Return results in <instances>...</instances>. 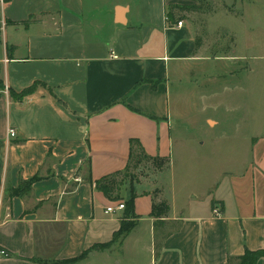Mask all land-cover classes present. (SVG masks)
<instances>
[{
	"label": "crops",
	"instance_id": "0c3cea01",
	"mask_svg": "<svg viewBox=\"0 0 264 264\" xmlns=\"http://www.w3.org/2000/svg\"><path fill=\"white\" fill-rule=\"evenodd\" d=\"M236 1L235 14L228 0H0V264H56L110 242L127 219L116 209L123 200L107 198L95 181L125 168L131 139L164 160L157 181H175L165 174L174 138H182L173 122L223 123L224 152L243 155L219 172L203 210L195 194L180 210L165 194L158 201L167 214L150 216L154 197L141 191L134 227L68 264H96L129 244L151 252L148 263L129 264H225L264 247V122L242 118L241 128L238 116L205 114L229 106L224 90L254 70L235 53L255 46L254 30L242 39L224 22L211 23L238 16L246 26L244 0ZM187 5L213 11L208 28L231 35L228 52H207L193 25L178 18L189 11L177 7Z\"/></svg>",
	"mask_w": 264,
	"mask_h": 264
},
{
	"label": "rangeland",
	"instance_id": "374dc122",
	"mask_svg": "<svg viewBox=\"0 0 264 264\" xmlns=\"http://www.w3.org/2000/svg\"><path fill=\"white\" fill-rule=\"evenodd\" d=\"M228 1L233 3H228L230 12L236 14L237 11L241 10V6L237 5L236 0L235 2L234 0ZM243 7L246 10V17L244 18V25L246 26L240 25L241 22H239L238 16H216L211 19V23L224 22L225 27L232 29L237 37L241 36L242 39L244 38L243 30H254L251 36L254 38L255 46L247 47V45L242 44L235 51L236 55L245 53V56H247L237 62L245 64L247 68L251 66L254 70L251 74L247 73L248 75L238 74L234 81L236 85L234 83L228 85L230 92L224 90L223 93L230 98L229 106H221L217 112L205 113L218 114L216 116L223 119L227 115L238 116L240 119L236 124L240 125L241 128L244 125L242 118L248 121L250 118L255 117V120L264 122V0H244ZM179 12H177L179 14L178 18L193 25L196 37L200 42L206 44L209 54H221L230 50L231 35L226 34L225 28L213 32L208 28L209 17L207 16L213 14L211 9L203 6L200 10ZM217 99L219 103L220 98L217 97ZM250 124L252 125L251 121ZM225 128L223 123L215 128H207L201 121L182 123V125L173 122V133L182 135V138H174L172 172L169 173L170 171L167 170L165 174L168 178V175L171 174V178L175 181H162L161 184L157 181L158 174L155 175L159 172L157 168L150 171L141 169L138 165L130 170L133 176L132 182L130 181L131 177L125 178V182L119 190L121 198L127 199L131 191L134 193L147 191L153 195L155 200L153 202L160 204L161 201H158V199L168 194L169 202L176 210H180L185 206L187 195L195 194L196 197L192 199V202L196 205L198 211L203 210L208 193L210 191L215 192L216 184L222 182L216 180L219 172L227 165H234L231 158L243 155L241 149L237 152H224L225 145L223 144V138L220 136ZM138 184L140 185L138 186ZM165 189L167 193H165ZM150 256V249L139 247L136 250L131 248L129 244L123 250L116 248L107 256H100L98 262H96L97 258L94 260L96 264H117L119 261L121 264H129L132 260L135 263H148ZM89 264H93V262Z\"/></svg>",
	"mask_w": 264,
	"mask_h": 264
},
{
	"label": "trees",
	"instance_id": "16d2710c",
	"mask_svg": "<svg viewBox=\"0 0 264 264\" xmlns=\"http://www.w3.org/2000/svg\"><path fill=\"white\" fill-rule=\"evenodd\" d=\"M177 8L181 10H187V11H195L199 7L195 5H187V6H178ZM4 87L2 81L0 80V89ZM10 94L13 97H21L24 95V93L16 94L12 91H10ZM151 163L152 166L159 169L162 167L164 160L158 156H150L145 153L144 149L142 148L141 144L136 139L130 140V154H129V161L125 168L122 171H119L117 173H114L112 175H107L105 177L100 178L99 180L95 181L96 188L103 192V194L111 199V200H123L124 209L123 214L124 217L127 218L125 220H122L120 222L119 229L113 234V238L110 242L104 243V244H96L93 245L88 250H94V249H104L110 246V244L113 241H120L136 224V218L137 215L134 211V200L137 196L136 193L131 191L129 197L127 199L121 198L119 194L120 188L123 186L122 184L125 182V178L131 177L130 181L132 182L133 176L131 175V169L134 167L141 165L143 163ZM120 176V177H118ZM120 178V179H118ZM168 204L166 202H161L160 204H156L153 202L152 209L150 212V216L154 217H160L164 216L168 212ZM129 218V220H128ZM83 251V253L75 258L60 261L56 264H68L77 261L80 258H83L89 251ZM264 256V247L255 251L245 250L243 255L231 257L228 256L225 264H256L258 259L260 257Z\"/></svg>",
	"mask_w": 264,
	"mask_h": 264
},
{
	"label": "built area",
	"instance_id": "2783aa9c",
	"mask_svg": "<svg viewBox=\"0 0 264 264\" xmlns=\"http://www.w3.org/2000/svg\"><path fill=\"white\" fill-rule=\"evenodd\" d=\"M176 25H177L178 27L181 26V25H182V21H181V20L177 21ZM3 28H4V22L0 20V31L3 30ZM7 133H8V135H9L10 137H13V136L15 135V130H14L13 128H9V129L7 130ZM116 209L123 210V209H124V204H123V202L118 203V204L116 205ZM113 210H114V208H113L112 206H109V207L106 208V211H108V212H109V211H113ZM213 213H214L215 215H218V214H219V212H218L216 209L213 210ZM0 253H1V254H4V255L6 254L4 251H0Z\"/></svg>",
	"mask_w": 264,
	"mask_h": 264
}]
</instances>
